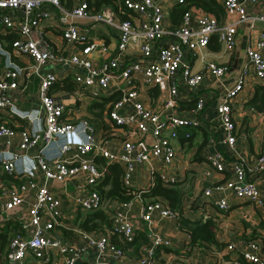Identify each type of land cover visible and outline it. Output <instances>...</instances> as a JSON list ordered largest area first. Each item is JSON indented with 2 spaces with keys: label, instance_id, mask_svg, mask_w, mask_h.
Masks as SVG:
<instances>
[{
  "label": "built area",
  "instance_id": "1",
  "mask_svg": "<svg viewBox=\"0 0 264 264\" xmlns=\"http://www.w3.org/2000/svg\"><path fill=\"white\" fill-rule=\"evenodd\" d=\"M256 1L217 0L223 14L220 20L199 7L189 6L179 22L164 25L167 11L159 0H121L114 8L104 6L93 11L86 0H77L67 9L60 0H0L2 28L17 33L10 41V52L28 57L33 67L46 61L67 64L75 84L87 90V100L105 99V125L98 134L87 118L66 111L64 103L49 92L56 73L40 74L38 96L43 129L41 133L18 131L17 149L8 157H0V178L13 171L15 159L27 147L47 145L55 137L69 134L75 135L76 140L73 144L62 143V156L58 158L46 160L36 153L41 183L28 180L1 189L0 233L5 221L17 225L6 238L0 264H179L180 256L170 250L162 262L156 257L157 247L166 248L171 243L150 226L153 217L177 219L178 212L163 197L149 198L141 192L154 181L164 186L176 183L174 160L178 148L172 140L179 128L197 127L207 121L211 99L214 102L210 119L219 135L216 141L223 149L233 150L236 135L232 103L244 89V74L235 75L231 84L220 90L208 86L209 82L220 84L230 70L227 64L204 60L201 52L213 35L223 49H234L236 27L248 19L247 6ZM172 2L181 4L184 0ZM48 7L59 12L61 37L81 44L77 52L56 54L42 37L40 19L48 14ZM72 19H88L89 23L78 26ZM254 21L264 24V9L249 17L248 25L253 27ZM92 23L105 25L114 33L113 48L90 38L88 28ZM96 49L99 52L94 54ZM244 54L254 80L264 84V27L258 31L255 42L245 47ZM195 57L201 61L197 69L191 65ZM15 76V69L0 71V92L16 87ZM149 89H154V98L147 94ZM181 95L190 100L185 107L179 105ZM10 106L11 100L0 93V111ZM261 113L264 119V105ZM13 134L11 127L0 122V139L5 137L8 143ZM71 148L73 153L67 154ZM94 156L119 166L121 184L132 195L129 200L105 199L99 193L97 185L104 166L97 164ZM207 163L210 170L226 171L228 176L203 187L202 196L227 191L235 198L263 203L260 187L252 176L254 171L264 169V153L250 160L233 157L227 161L218 151L207 156ZM209 169L203 173L208 174ZM136 170L145 171V185L135 183ZM51 180L59 182L62 188L51 189ZM28 188L35 189L24 214L11 216L24 202L23 192ZM132 199L141 201L137 213L133 211ZM213 203L220 210L230 205L223 195H218ZM100 208L108 217V225L96 229L82 227L86 214ZM140 221H145L148 228L147 241L139 245L136 257L129 263L124 249L112 239L116 235L130 243L142 229ZM225 247L227 251L236 250L237 255L223 264H241V260L264 264L256 239H241L237 245L227 242ZM88 251L93 254L80 263Z\"/></svg>",
  "mask_w": 264,
  "mask_h": 264
},
{
  "label": "crops",
  "instance_id": "2",
  "mask_svg": "<svg viewBox=\"0 0 264 264\" xmlns=\"http://www.w3.org/2000/svg\"><path fill=\"white\" fill-rule=\"evenodd\" d=\"M76 1L60 0V4L67 9L73 3H76ZM159 1L167 11L164 25H172L169 11L175 4H173L172 0ZM263 9L264 0H257L252 5H248V19ZM58 15L59 12L53 7H48V14L40 19V33L56 54L65 56L69 52H77L81 44L67 42L61 37L58 27ZM221 17H223V14L219 20ZM248 19L236 27V45L234 49L231 51L223 49L220 42L213 35L210 37L207 47L201 52L204 60L227 64L230 70L220 84L209 82L208 86L214 85L220 90L222 87L229 86L235 75L244 74V89L236 96L232 103V116L236 135L233 150L223 149L216 141L219 135L213 126V121L210 119L212 115L211 105L214 102L213 99L208 102L210 111L209 108L206 111L208 114L207 121L197 127L179 128L177 137L172 140L178 148L174 164L178 174V180L175 185L181 191L180 215L188 220H198L199 222L211 219L216 224L214 233L215 240L219 245L222 244V246L215 247L212 244L203 243L202 245H196L186 250L189 235L186 231L178 227L177 219L171 217H153L150 223L152 230L161 237L168 238L171 243L169 247L162 248V253H156V257L161 262L165 257L168 258L167 256L169 254L165 253L170 250L175 256H180L181 260L178 261L179 264H223L226 260L234 258L237 255L236 250L227 251L225 247L226 243L230 242L237 245L241 239L258 240L262 255H264V169L254 171L252 176L256 184L260 187L263 199V203L261 204L255 201L235 198L227 191H213L210 196H202L201 194L203 187L210 186L228 176L226 171L218 172L209 169L207 156L211 153L219 151L227 161H230L233 157L250 160L255 155L264 153V119L261 109H257L255 106L247 103L254 93L255 86L262 82L254 80L252 70L247 66V60L244 54L245 47L255 42L257 33L264 27V24L260 21H254L253 27H250L248 25ZM72 20L78 26L89 23L88 19ZM103 26L105 25L92 23L88 28V35L90 38L101 40L108 47L113 41V45H115L116 38L114 33L109 28ZM3 30L1 27L0 71L9 68L15 69L16 87L7 88L0 92L11 100V106L8 109L0 111V122H4L14 130V134L8 143H5V137L0 139V157H8L11 151L17 149L19 130L26 129L29 133H41L44 123L43 111L38 96V86L40 74L47 71H54L57 78L51 84L49 92L64 103L66 111L70 110L75 114L78 112L81 117L87 118L94 131L99 134L105 125L102 119L105 99H102L103 101H94L91 98L87 100V90H82L75 84L69 71L70 67L67 64H59L57 61H46L38 67H33L31 65L32 61L28 57L19 56L10 52L12 36L10 37V34L8 35L6 33L3 34ZM191 65L194 69H197L200 67L201 61L195 57L192 59ZM68 84L71 86L70 88L67 87ZM147 94L151 98L156 96L154 89H149ZM181 96L183 98L178 101L179 105L185 107L190 100L183 95ZM185 133H187V136H185ZM75 140L76 136L73 134L57 136L47 145L38 143L21 151L18 158L14 161L13 171L4 173L1 176L0 193L4 187H15L28 180L34 181L36 184L41 183L42 176L37 168L36 153L46 160L58 158L62 156L60 145L64 142L73 144ZM70 153H73V148L67 150V154ZM206 169H209L208 174L203 173ZM134 179L135 183L145 185V171L136 170ZM48 185L53 190L62 188L60 183L55 180L48 181ZM34 189L28 188L23 192L24 202L16 207L15 211L10 213L11 216L24 214L26 206L32 200ZM218 195L226 196L230 204L226 210H220L214 205L213 202ZM140 204L141 201L138 199L131 200V205L135 213H137ZM140 223L142 229L138 230L137 234L139 233L145 237L148 228L145 221H140ZM7 224L8 221H5L3 226H8ZM12 231L13 229L9 228L8 234ZM139 239H141L140 236L137 237L136 241ZM138 247L136 251L132 249L133 246L132 248L126 247L124 249L129 263H132L134 257H136ZM91 254H93L92 251H88L87 256H83L80 263H84L85 258H88ZM241 264L248 263L241 260Z\"/></svg>",
  "mask_w": 264,
  "mask_h": 264
},
{
  "label": "trees",
  "instance_id": "3",
  "mask_svg": "<svg viewBox=\"0 0 264 264\" xmlns=\"http://www.w3.org/2000/svg\"><path fill=\"white\" fill-rule=\"evenodd\" d=\"M121 0H86L88 7L93 10L101 9L104 6H109L114 8L116 3ZM189 6H196L202 9L203 11L209 12L213 14L216 18H220L222 15V9L217 0H184V3L175 4L169 11L170 18L172 23H177L180 20V17L183 11ZM2 26L0 25V28ZM4 28H2L3 30ZM3 34H10L11 39L15 38L17 33L15 30L6 28L3 30ZM2 33V32H1ZM0 33V34H1ZM67 87H71L69 84ZM248 104L255 106L257 109H262L264 105V84H257L255 86V90L251 98L247 101ZM93 160L104 166V171L101 176V179L97 185L99 193L105 198H116L119 201H127L132 195L129 192V188H125L120 181L121 170L119 166L114 162H105V160L99 156H94ZM142 196H147L149 198L163 197L168 203L169 207L176 210L178 212L177 215V224L178 227L184 231H186L189 235V240L187 242L186 250H189L191 247L196 245H202L203 243L212 244L215 247L222 246L215 240L214 233L216 229V224L211 220L207 219L203 222H199L198 220H188L180 215V189L175 185L164 186L160 184L158 181H154L153 184L148 187V189H144L141 192ZM109 220L107 215L103 212V210L97 209L91 213H88L86 218L81 222L82 227L85 229H96L101 227L102 224L108 225ZM8 226H5L3 231L0 233V254L5 245L6 238L8 236L9 228L13 230L16 228V223L14 221H8ZM9 227V228H8ZM10 233V232H9ZM140 236L141 239L136 241L137 237ZM112 241L126 249V247L132 248L136 251L137 246L141 243H145L147 241L146 237H143L141 234H137L134 239L130 243H126L121 240L119 237L114 235V239ZM163 247L159 246L156 248V251L162 250Z\"/></svg>",
  "mask_w": 264,
  "mask_h": 264
},
{
  "label": "rangeland",
  "instance_id": "4",
  "mask_svg": "<svg viewBox=\"0 0 264 264\" xmlns=\"http://www.w3.org/2000/svg\"><path fill=\"white\" fill-rule=\"evenodd\" d=\"M103 27H105L106 28V26H103ZM113 43H114V41H113ZM113 43L112 44H110V46L108 47L109 49H111V48H113ZM99 52V50L98 49H96L95 51H94V54H97Z\"/></svg>",
  "mask_w": 264,
  "mask_h": 264
}]
</instances>
